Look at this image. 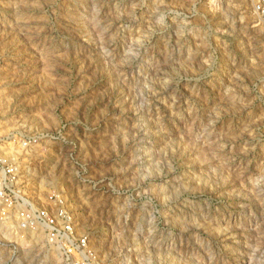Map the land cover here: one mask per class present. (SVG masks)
Listing matches in <instances>:
<instances>
[{
	"label": "rangeland",
	"instance_id": "rangeland-1",
	"mask_svg": "<svg viewBox=\"0 0 264 264\" xmlns=\"http://www.w3.org/2000/svg\"><path fill=\"white\" fill-rule=\"evenodd\" d=\"M9 157L0 264H264L254 0H0ZM28 198L74 240L24 228Z\"/></svg>",
	"mask_w": 264,
	"mask_h": 264
},
{
	"label": "built area",
	"instance_id": "built-area-1",
	"mask_svg": "<svg viewBox=\"0 0 264 264\" xmlns=\"http://www.w3.org/2000/svg\"><path fill=\"white\" fill-rule=\"evenodd\" d=\"M254 3L255 12L258 18H260L264 23V0H254ZM16 139L20 140V138H15L11 143H13ZM11 154H13V151ZM9 159L10 157L5 159L6 164H4V166L7 167H5V170L0 174L3 175L8 181H12L16 177L21 178L22 175L19 171V168H17L16 163L9 161ZM65 210L60 208V210H57V212H51L46 207L37 208L35 207L34 203L29 201L28 198V214L25 215V219H27L28 222L23 223V227L28 228V230H36L45 233L46 239L50 242V244L61 245L59 246L60 248L66 243L74 240L75 223L74 220L68 215V210ZM87 243V237H82L79 239V245L86 246Z\"/></svg>",
	"mask_w": 264,
	"mask_h": 264
},
{
	"label": "bare ground",
	"instance_id": "bare-ground-1",
	"mask_svg": "<svg viewBox=\"0 0 264 264\" xmlns=\"http://www.w3.org/2000/svg\"><path fill=\"white\" fill-rule=\"evenodd\" d=\"M45 181V180H44Z\"/></svg>",
	"mask_w": 264,
	"mask_h": 264
}]
</instances>
